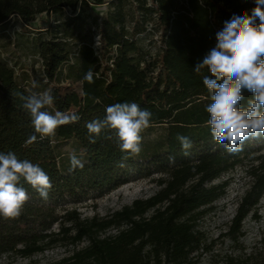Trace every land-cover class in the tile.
I'll list each match as a JSON object with an SVG mask.
<instances>
[{
  "label": "trees",
  "instance_id": "obj_1",
  "mask_svg": "<svg viewBox=\"0 0 264 264\" xmlns=\"http://www.w3.org/2000/svg\"><path fill=\"white\" fill-rule=\"evenodd\" d=\"M103 5L113 9L102 18L89 15V9ZM253 7L245 0H0V28L14 18L24 26L41 14L50 20L47 35L40 30L32 34L43 61L41 88L29 71L20 73L0 55V152L38 164L52 184L43 199L21 181L29 199L18 217L0 216V258L31 260L61 248L68 254L57 264H200L211 249L198 230L199 221L227 187L211 184L249 161L250 185L226 233L239 241L244 221L264 197V136L249 138L235 153L215 142L207 125L211 100L203 84L210 73L204 69L197 74L194 68L215 46L224 22ZM89 69L91 84L84 80ZM43 91L54 97L46 110L75 113L80 119L40 140L16 93ZM251 98L245 93L242 103ZM122 102H135L152 113L142 140L150 128L167 127L161 141L148 147L141 142L138 156L122 153L115 133L89 142L86 123L103 119L107 106ZM33 134L37 141L26 146ZM178 135L192 142L187 155ZM68 140L78 144L84 166L63 172L56 145ZM141 164L167 175L149 198L102 218H82L77 210L59 215L46 206L116 189ZM225 264H264V252L228 257Z\"/></svg>",
  "mask_w": 264,
  "mask_h": 264
},
{
  "label": "clouds",
  "instance_id": "obj_2",
  "mask_svg": "<svg viewBox=\"0 0 264 264\" xmlns=\"http://www.w3.org/2000/svg\"><path fill=\"white\" fill-rule=\"evenodd\" d=\"M204 69L210 73L203 76V84L211 100L206 106L211 135L215 142L226 145L228 152L242 151L244 141L264 136V0H255L250 13L233 14L224 22L222 30L216 33L215 46L195 65L194 71L200 74ZM84 80L89 84L94 82L91 69ZM245 93L253 97L246 104L242 103ZM16 96L22 101V108L29 114L40 140L54 137L60 126L80 119L75 113L46 110L54 103L50 91L30 95L18 92ZM151 117V112L135 102L109 105L103 119L86 123L89 142L95 143L102 133H115L120 151L138 156L141 134L150 127ZM177 139L187 155L192 147L191 140L182 135ZM36 141L37 135L33 134L25 145ZM169 159L172 161L174 157ZM83 166L84 162L73 153L70 170ZM21 181L29 184L43 199H47L52 188L50 177L38 164L18 159L14 152H0V216L16 218L22 213L29 196Z\"/></svg>",
  "mask_w": 264,
  "mask_h": 264
},
{
  "label": "rangeland",
  "instance_id": "obj_3",
  "mask_svg": "<svg viewBox=\"0 0 264 264\" xmlns=\"http://www.w3.org/2000/svg\"><path fill=\"white\" fill-rule=\"evenodd\" d=\"M255 3V0H245ZM91 17L98 15L99 10L91 8L88 10ZM48 17L45 14L38 15L32 24L24 26L18 19L14 18L8 25L0 28V55L8 64L17 67L22 73L27 69L34 78L40 75V64L38 60L37 47L32 34H38L35 30L48 27ZM19 33L23 35L20 37ZM18 36L20 39H18ZM37 56V57H36ZM37 72V73H36ZM165 126L150 128L143 137L144 147L161 141L166 135ZM79 146L73 140L61 141L56 145V153L63 172L70 171V156L75 153L79 155ZM249 161L238 166L233 171L223 174L220 179L211 185L227 183L224 197L219 199L211 207L206 208L207 213L199 221L198 230L204 236V243L210 252H204L200 258V264H225L228 257L239 258L252 256L264 252V197L261 200L257 212L251 214L243 223L244 236L235 241L226 233L231 220L236 214L238 203L245 191L249 188L250 178L247 174ZM167 175L152 165L141 164L130 171L128 181L116 189L106 193L94 192L82 198L80 202L71 199L46 203V206L55 208L56 213L63 215L66 210H77L82 218L94 216L105 217L125 206H130L137 199H146L159 191L158 181L166 179ZM57 229V227H55ZM113 231L111 234H114ZM85 246V245H83ZM68 252L65 249H56L33 257L31 260L15 256L0 258V264H57Z\"/></svg>",
  "mask_w": 264,
  "mask_h": 264
},
{
  "label": "crops",
  "instance_id": "obj_4",
  "mask_svg": "<svg viewBox=\"0 0 264 264\" xmlns=\"http://www.w3.org/2000/svg\"><path fill=\"white\" fill-rule=\"evenodd\" d=\"M93 8H96L97 10H99L98 15H97L99 18L104 17V15L106 14L107 11L113 9V7L110 6V5L109 6L108 5H103V6H99V7H93ZM49 21L50 20L48 19V23H46L47 26L50 23ZM46 30L47 29H42V30H40V32H42L43 35H47ZM24 71H28V70L27 69H24ZM29 75H30V73H29ZM25 77H26V75H25ZM30 77H31V81H34V79H33L34 77L32 75H30ZM36 81H37L36 82L37 87L38 88H41L42 87V77L39 76V78H36Z\"/></svg>",
  "mask_w": 264,
  "mask_h": 264
},
{
  "label": "built area",
  "instance_id": "obj_5",
  "mask_svg": "<svg viewBox=\"0 0 264 264\" xmlns=\"http://www.w3.org/2000/svg\"><path fill=\"white\" fill-rule=\"evenodd\" d=\"M58 24H60V22H58ZM96 45H98V43ZM38 60H39L40 67H42L43 61L41 60V58H38Z\"/></svg>",
  "mask_w": 264,
  "mask_h": 264
}]
</instances>
